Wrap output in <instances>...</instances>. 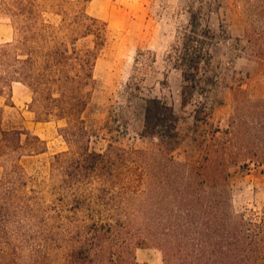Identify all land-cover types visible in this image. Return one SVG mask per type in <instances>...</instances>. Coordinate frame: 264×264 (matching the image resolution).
Listing matches in <instances>:
<instances>
[{
  "label": "trees",
  "instance_id": "1",
  "mask_svg": "<svg viewBox=\"0 0 264 264\" xmlns=\"http://www.w3.org/2000/svg\"><path fill=\"white\" fill-rule=\"evenodd\" d=\"M11 9L14 36L0 42V97L8 90L4 103L13 106L12 85L20 82L31 93L37 121L66 120L60 132L69 149L54 154L51 172H62L60 191L75 201L74 213L86 216V232L70 252L75 264H118L116 241L132 231L138 244L162 251L163 264H264V205L238 213L230 188L232 167L264 165V99L249 96L245 78L235 77L231 85L227 127L214 125L207 103L194 109L200 160L172 156L181 142L179 117L159 97L144 105L141 136L150 147L110 142L97 152L89 147L83 114L96 61L110 43L108 22L73 0H12ZM201 9L191 8L186 30L168 54L181 71L183 104L196 92L208 94L221 79L211 51L216 33ZM245 38L242 48L264 72V26L249 22ZM3 113L0 104V239L24 242L34 223L47 217L24 160L46 152L47 143L27 129L3 128ZM95 177L99 186L86 188ZM129 201L138 204L126 208Z\"/></svg>",
  "mask_w": 264,
  "mask_h": 264
},
{
  "label": "rangeland",
  "instance_id": "2",
  "mask_svg": "<svg viewBox=\"0 0 264 264\" xmlns=\"http://www.w3.org/2000/svg\"><path fill=\"white\" fill-rule=\"evenodd\" d=\"M73 1L85 4L91 15L107 21L111 29L110 43L96 61L95 82L88 88L90 97L83 114L91 150L102 152L110 142L126 148L150 147V140L141 136L144 105L146 99L159 97L168 101L179 117L181 142L172 156L179 162L200 160L202 152L192 130L197 105L207 103L212 108L214 125L225 128L232 112L231 85L235 77L245 78L244 88L250 97L264 99V72L251 51L242 48V44H248L245 30L249 22L264 26V0ZM11 5L12 0H0V42L14 36ZM192 7L202 8L205 23L216 33L211 51L221 79L208 94L196 92L189 103L183 104L181 71L174 68L168 54L186 30ZM8 93L6 90L0 97L4 106L2 127L27 129L47 143L46 152L24 160L28 173L36 178L30 186L40 197V207L47 217L34 223L31 237L24 242L16 236L9 242L0 239V264H75L70 252L86 232L82 229L86 216L74 213L75 201L60 191L62 172H51L54 154L69 149L60 132L66 120L37 121L29 106L31 93L20 83L12 91L13 106L4 103L11 97ZM230 171L233 209L238 213L261 209L264 165L232 167ZM100 182L95 177L86 188L95 189ZM114 204L120 202L116 200ZM136 204L129 201L126 208ZM132 234H124L116 241V252L121 256L118 264H124L125 258L138 264H163L158 247L138 244ZM127 242L129 247L124 248Z\"/></svg>",
  "mask_w": 264,
  "mask_h": 264
},
{
  "label": "crops",
  "instance_id": "3",
  "mask_svg": "<svg viewBox=\"0 0 264 264\" xmlns=\"http://www.w3.org/2000/svg\"><path fill=\"white\" fill-rule=\"evenodd\" d=\"M16 83H20V82H14L13 83V85H12V91H13V89H14V85L16 84ZM20 84H22V83H20ZM22 85H24V84H22ZM25 86V85H24ZM26 87V86H25Z\"/></svg>",
  "mask_w": 264,
  "mask_h": 264
}]
</instances>
